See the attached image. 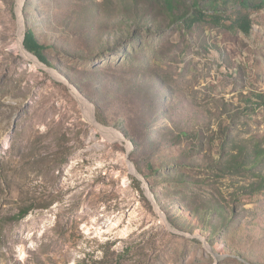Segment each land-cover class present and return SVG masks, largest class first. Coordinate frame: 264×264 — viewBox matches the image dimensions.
Masks as SVG:
<instances>
[{
  "label": "rangeland",
  "instance_id": "1",
  "mask_svg": "<svg viewBox=\"0 0 264 264\" xmlns=\"http://www.w3.org/2000/svg\"><path fill=\"white\" fill-rule=\"evenodd\" d=\"M162 1L0 0V264H264V8Z\"/></svg>",
  "mask_w": 264,
  "mask_h": 264
},
{
  "label": "trees",
  "instance_id": "2",
  "mask_svg": "<svg viewBox=\"0 0 264 264\" xmlns=\"http://www.w3.org/2000/svg\"><path fill=\"white\" fill-rule=\"evenodd\" d=\"M218 1H223L224 3H227L230 0H218ZM236 1V0H235ZM238 2H236V4L232 5L234 7H237L239 9H249L251 8L252 10L255 9H262L264 8V0H237ZM163 5L165 6L166 11L169 14H172L174 10H177L180 12L179 8H180V0H163ZM191 3H189V0H186V3H184V6L188 9H186L187 11L184 12V16L187 15V18H191V19H195V21L197 20V18L200 17L201 12L203 11L202 7L199 6V3L196 2L195 0H190ZM209 7H212L210 9H212L214 12H219L221 11V9L218 6V3L215 0L211 1V5ZM192 9V13H190L188 10L191 11ZM184 10V9H182ZM239 12L237 13V21H236V26L243 31L244 33H247V31L250 30L251 28V20L245 16L244 14H242L241 10H238ZM183 16V17H184ZM188 18V19H189ZM192 23H194L192 21ZM24 47L26 50H28L30 53L34 54L39 60H41L42 62L44 61L43 57L40 54V49L37 45V42L34 40L33 36L27 32L25 35V39H24Z\"/></svg>",
  "mask_w": 264,
  "mask_h": 264
},
{
  "label": "water",
  "instance_id": "3",
  "mask_svg": "<svg viewBox=\"0 0 264 264\" xmlns=\"http://www.w3.org/2000/svg\"><path fill=\"white\" fill-rule=\"evenodd\" d=\"M22 47H23V49H24V51L26 52V56L29 58L28 60H31L32 62H34L37 66H39V67H44L42 64H40L39 63V61L37 60V59H32V58H30L29 56H28V54L30 55V53H28L27 51H26V49L24 48V46H23V44H22ZM31 56V55H30ZM132 169V173L134 174V176L138 179V180H141V181H143L144 182V184H146L145 183V180L138 174V172H137V170L134 168V167H132L131 168ZM150 194V193H149Z\"/></svg>",
  "mask_w": 264,
  "mask_h": 264
},
{
  "label": "bare ground",
  "instance_id": "4",
  "mask_svg": "<svg viewBox=\"0 0 264 264\" xmlns=\"http://www.w3.org/2000/svg\"><path fill=\"white\" fill-rule=\"evenodd\" d=\"M20 10V5H18L17 11L19 12ZM20 28H21V21L19 20V29H18V39L20 41ZM21 48H22V52L24 53V55L26 56V52L24 51L23 47H22V42H20ZM27 57V56H26Z\"/></svg>",
  "mask_w": 264,
  "mask_h": 264
}]
</instances>
